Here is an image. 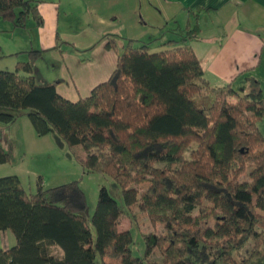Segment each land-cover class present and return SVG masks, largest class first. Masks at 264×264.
<instances>
[{"label":"trees","instance_id":"obj_1","mask_svg":"<svg viewBox=\"0 0 264 264\" xmlns=\"http://www.w3.org/2000/svg\"><path fill=\"white\" fill-rule=\"evenodd\" d=\"M31 18L41 23L35 0H0V20L17 28ZM199 32L189 25L157 51L160 37H122L119 47L118 35L105 34L106 49L118 53L116 68L77 101L58 92L61 80L37 81L43 51H27L29 60L0 71V106L28 110L39 137L54 129L69 147H81L85 169L116 181L126 205L102 187L89 219L80 180L40 181L32 192L19 175L0 176V230L16 238L0 246V264H264V96L212 85L190 45ZM210 95L211 105L197 103ZM16 120L0 112V121ZM10 161L11 149L0 143V164ZM205 202L213 205L215 228L194 215ZM135 205L165 230L142 233L143 256L133 253L132 229L118 223L124 214L137 219ZM156 250L160 261L152 260Z\"/></svg>","mask_w":264,"mask_h":264},{"label":"crops","instance_id":"obj_2","mask_svg":"<svg viewBox=\"0 0 264 264\" xmlns=\"http://www.w3.org/2000/svg\"><path fill=\"white\" fill-rule=\"evenodd\" d=\"M35 1L41 23L35 21L34 44L21 51H43L36 61L39 69L42 63L48 66L42 79L61 80L57 90L67 99L89 96L115 70L118 53L106 49L105 34L118 35L119 47L125 44L122 37L139 41L160 37L153 45L159 46L195 24L199 37L190 45L210 83H232L240 94L255 91L264 96V0ZM258 126L264 136V117ZM6 165L0 164V170ZM15 243L10 230H0L1 247Z\"/></svg>","mask_w":264,"mask_h":264},{"label":"rangeland","instance_id":"obj_3","mask_svg":"<svg viewBox=\"0 0 264 264\" xmlns=\"http://www.w3.org/2000/svg\"><path fill=\"white\" fill-rule=\"evenodd\" d=\"M35 21L40 25L36 19L31 18L26 27L14 28L11 22L0 20V54H5L4 57L0 58V71L13 70L18 61L30 59L31 56L28 52L20 53V55H12V53L21 52V50L27 47L30 48L34 44ZM152 48L153 51L162 49L161 45L153 46ZM37 63L35 62L37 81L46 83L47 81L42 78L43 72L48 69V66L45 67L42 63L39 69ZM251 94L255 99L256 97H258L257 99L263 97L255 91L251 92ZM213 100L214 96L210 95L207 99L199 96L196 101L198 104L204 103L209 106ZM231 100L237 102L236 99ZM0 112H10L17 116L15 122L6 123L0 121V143L7 149H11V161L7 163L5 169L0 170V175H3V173H7L6 175H19L26 189L32 192L37 191L40 181L44 187H54L72 180H80V185L87 197V209L84 211V215L89 219H91L96 210L99 192L102 187H106L119 205L122 208H126L122 189L116 181L106 174L88 172L85 169L79 159V156L85 157L86 155L81 147H69L54 129L48 135L39 137L28 115V110L10 109L0 106ZM241 180L246 181L249 179L242 177ZM148 187L149 184H144L141 189L145 190ZM132 210L137 216V219L133 218L134 222L131 221L129 214H124L118 217V223L121 230L132 229L134 236L133 253L136 256H143L145 241L142 233L165 232L164 225L157 223L154 226L149 216L139 210L138 205L133 206ZM213 211V205L205 202L201 208L194 212V215L202 222H209L210 226L215 228L217 221L213 216ZM244 247L251 248L252 243L245 242ZM161 258L160 251L156 250L152 260L160 261Z\"/></svg>","mask_w":264,"mask_h":264}]
</instances>
